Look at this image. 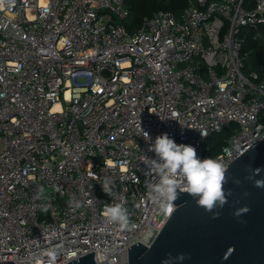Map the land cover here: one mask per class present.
I'll return each mask as SVG.
<instances>
[{"label": "built area", "instance_id": "built-area-1", "mask_svg": "<svg viewBox=\"0 0 264 264\" xmlns=\"http://www.w3.org/2000/svg\"><path fill=\"white\" fill-rule=\"evenodd\" d=\"M125 2L0 0V264L92 250L94 264H127V246L149 244L175 207L149 191L157 134L224 168L264 136V78L243 71L242 34L264 26V0H186L132 30ZM108 203L127 224L106 219Z\"/></svg>", "mask_w": 264, "mask_h": 264}, {"label": "water", "instance_id": "water-1", "mask_svg": "<svg viewBox=\"0 0 264 264\" xmlns=\"http://www.w3.org/2000/svg\"><path fill=\"white\" fill-rule=\"evenodd\" d=\"M250 144L225 168L218 216L177 188L175 207L151 242L127 246V264H264V187L253 182L264 178V136ZM94 262L92 250L63 264Z\"/></svg>", "mask_w": 264, "mask_h": 264}, {"label": "clouds", "instance_id": "clouds-1", "mask_svg": "<svg viewBox=\"0 0 264 264\" xmlns=\"http://www.w3.org/2000/svg\"><path fill=\"white\" fill-rule=\"evenodd\" d=\"M149 147L156 154V158L147 160L157 176L155 182L149 185L153 198L164 203L175 199L178 194L177 183L182 181L187 185L186 192L199 205L211 211L213 216L220 214L214 209L223 207L226 202V189L222 186L226 170L222 161L212 156H198L194 145L178 143L166 131L157 134ZM253 182L258 187H264V178ZM101 186L103 191L111 194L110 178L102 180ZM102 212L109 221L118 224H127L129 221V214L120 203H108ZM238 214L239 210L234 212V215ZM179 258L182 259V255Z\"/></svg>", "mask_w": 264, "mask_h": 264}, {"label": "trees", "instance_id": "trees-1", "mask_svg": "<svg viewBox=\"0 0 264 264\" xmlns=\"http://www.w3.org/2000/svg\"><path fill=\"white\" fill-rule=\"evenodd\" d=\"M185 5L186 0H126L125 6L129 10V16L124 24L128 30H132L140 25L144 16L150 15L157 8L172 9L178 15ZM242 32L245 36L243 50L247 52L244 69L255 70L258 78L262 79L264 78V26H244ZM229 131L228 128L223 133L212 134L207 138L208 154L214 155L219 151Z\"/></svg>", "mask_w": 264, "mask_h": 264}, {"label": "rangeland", "instance_id": "rangeland-1", "mask_svg": "<svg viewBox=\"0 0 264 264\" xmlns=\"http://www.w3.org/2000/svg\"><path fill=\"white\" fill-rule=\"evenodd\" d=\"M243 71L245 73H247L248 72V69L245 68V69H243ZM87 79H88V77L85 74H79V75L76 76V79L75 80H77V83H82V82H85V80H87Z\"/></svg>", "mask_w": 264, "mask_h": 264}]
</instances>
